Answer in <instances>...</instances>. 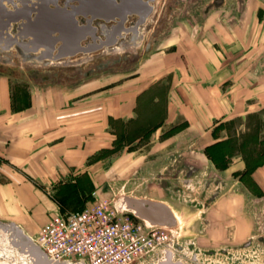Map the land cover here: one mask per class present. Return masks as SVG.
I'll return each mask as SVG.
<instances>
[{
	"label": "rangeland",
	"instance_id": "1",
	"mask_svg": "<svg viewBox=\"0 0 264 264\" xmlns=\"http://www.w3.org/2000/svg\"><path fill=\"white\" fill-rule=\"evenodd\" d=\"M259 4L264 5L260 0H156L137 43L42 62L16 48L0 50V74L24 90L91 79L109 87L146 70L163 50L175 51L185 24L194 37H210L213 47L224 49L219 54L222 60L234 56L238 62L248 44H259L260 33H254L264 27V7L259 9ZM255 51L250 57L258 58ZM164 109L162 100L152 107L144 103L138 123L123 126L113 146L102 152L107 175L92 187L86 206L100 200L113 202L125 193L174 207L180 220L175 228H167L169 240L129 264H264V198L249 176L247 163L254 154L252 146L259 142L258 131L264 136V108L222 121L208 135L184 130L186 123L180 118L160 135L164 146L157 141L146 146ZM217 141L222 143L210 147ZM37 231L23 230L24 237L8 232L33 244ZM5 232L0 226L1 260L33 264Z\"/></svg>",
	"mask_w": 264,
	"mask_h": 264
},
{
	"label": "crops",
	"instance_id": "2",
	"mask_svg": "<svg viewBox=\"0 0 264 264\" xmlns=\"http://www.w3.org/2000/svg\"><path fill=\"white\" fill-rule=\"evenodd\" d=\"M261 28L254 31L258 46L248 44L237 62L222 60L224 49L194 37L185 24L175 51L163 50L146 70L109 87L91 79L24 90L0 74V222L39 231L58 211L87 207L92 187L107 175L102 152L123 126L138 123L144 103H165L146 146H164L160 135L180 118L184 130L208 135L222 121L264 108ZM253 49L258 58L250 57ZM248 173L264 198V163Z\"/></svg>",
	"mask_w": 264,
	"mask_h": 264
},
{
	"label": "water",
	"instance_id": "3",
	"mask_svg": "<svg viewBox=\"0 0 264 264\" xmlns=\"http://www.w3.org/2000/svg\"><path fill=\"white\" fill-rule=\"evenodd\" d=\"M155 1L135 0L133 4L123 5V10L118 13L122 19L130 12L139 15L133 43L141 37L140 24L152 12ZM93 6L96 10H91L92 15L95 13L105 19L113 16L107 10L99 12L98 0ZM88 13L85 0H0V50L16 48L22 55L42 62L45 59L66 60L76 53L86 55L103 45H110L112 40L102 41L95 34L97 27L92 24V18H87L86 24L81 22L80 17H86ZM101 28H105L103 23ZM121 29L120 24L114 33L118 34ZM88 36L94 42L82 44ZM97 39L100 42L97 43ZM113 205L118 211L141 219L147 226L173 229L178 225L172 208L162 200L122 193L114 198ZM0 226L6 231H14L18 237L25 236L23 230L13 223ZM37 251V257L41 255L37 264H48Z\"/></svg>",
	"mask_w": 264,
	"mask_h": 264
},
{
	"label": "built area",
	"instance_id": "4",
	"mask_svg": "<svg viewBox=\"0 0 264 264\" xmlns=\"http://www.w3.org/2000/svg\"><path fill=\"white\" fill-rule=\"evenodd\" d=\"M169 240V229L147 226L110 200L58 211L38 231L34 246L48 264H129Z\"/></svg>",
	"mask_w": 264,
	"mask_h": 264
},
{
	"label": "flooded vegetation",
	"instance_id": "5",
	"mask_svg": "<svg viewBox=\"0 0 264 264\" xmlns=\"http://www.w3.org/2000/svg\"><path fill=\"white\" fill-rule=\"evenodd\" d=\"M37 1V0H35ZM135 0H98V5L99 7V12H104V11H110L113 16H111L109 19L102 18L98 15H92L91 10L95 11L96 7H94L95 0H85L87 10H88V16H82L80 17L81 22L86 24V19L87 18H92V24L96 26L95 34L102 40V41H109L112 40L110 45H103L96 50H102V49H107L111 48L112 46L115 45H132L133 44V38L135 35L134 29L136 26H138V20H139V15L136 13L130 12L126 14L125 18L122 19L118 13L123 10V5L127 4H133ZM156 3V1L153 3V5ZM92 5V6H91ZM155 8V7H154ZM154 8L150 15L145 19L143 23L140 24V29L141 32L143 33L144 27L148 24L151 14L154 11ZM98 10V9H97ZM103 15V14H102ZM101 23L105 25V28H101ZM122 25V29L118 32V34L114 33L116 31V28L119 25ZM114 40V41H113ZM86 42H94L92 37L88 36ZM96 42H100L99 39L96 40ZM95 50V51H96ZM49 60V59H48Z\"/></svg>",
	"mask_w": 264,
	"mask_h": 264
},
{
	"label": "trees",
	"instance_id": "6",
	"mask_svg": "<svg viewBox=\"0 0 264 264\" xmlns=\"http://www.w3.org/2000/svg\"><path fill=\"white\" fill-rule=\"evenodd\" d=\"M259 132L260 131H258V133L256 135L257 137L255 138V139H258L259 142L255 141L256 144L254 146H252V150L254 151V154L249 155L248 159H247L249 170H252L256 166L264 163V145H263L264 144V136H260ZM250 142H251V140H250ZM221 143H222L221 141H217L214 144H212L210 147H215ZM259 144H260V147L257 148L256 146Z\"/></svg>",
	"mask_w": 264,
	"mask_h": 264
},
{
	"label": "bare ground",
	"instance_id": "7",
	"mask_svg": "<svg viewBox=\"0 0 264 264\" xmlns=\"http://www.w3.org/2000/svg\"><path fill=\"white\" fill-rule=\"evenodd\" d=\"M173 212L176 215L177 219L180 220V218L176 214V212L175 211H173ZM24 235H25V233H24ZM5 236H7L9 238L11 237V242L14 244V247L15 246H20L23 251L27 252L28 255H30V257H31V262L33 264H37L38 263L37 261H38V259L40 258L41 255H38L39 258L37 257V255H36L37 253L36 252H38V251H37L36 248H34V245L33 244H31L30 242H27V241H23V242L18 241L17 238H16V235L15 234H11L8 231L5 232ZM11 242H10V244H11ZM29 262H30V260H29ZM0 264H8V262L7 261H3L0 258Z\"/></svg>",
	"mask_w": 264,
	"mask_h": 264
}]
</instances>
